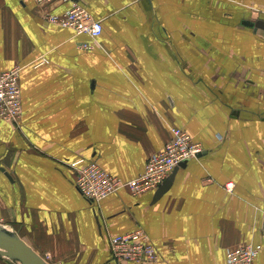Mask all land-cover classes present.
Segmentation results:
<instances>
[{"label":"crops","instance_id":"0c3cea01","mask_svg":"<svg viewBox=\"0 0 264 264\" xmlns=\"http://www.w3.org/2000/svg\"><path fill=\"white\" fill-rule=\"evenodd\" d=\"M72 3L102 24L94 48L45 23ZM256 22L264 0H0V73L20 68L22 107L16 128L0 121V224L48 264H225L245 244L261 247L253 264H264ZM171 127L204 155L181 165L159 198L122 189L91 203L73 185L74 162L136 178ZM136 230L156 262L111 257L109 238Z\"/></svg>","mask_w":264,"mask_h":264},{"label":"built area","instance_id":"2783aa9c","mask_svg":"<svg viewBox=\"0 0 264 264\" xmlns=\"http://www.w3.org/2000/svg\"><path fill=\"white\" fill-rule=\"evenodd\" d=\"M33 1L38 5L53 0ZM44 20L49 25L89 37L92 43L81 45L85 50L94 48L102 33L101 22L93 19L91 14L77 3H72L70 9L61 15H45ZM19 73L18 66L0 73V121L8 122L15 128L19 125L22 114ZM201 151V146L194 143L184 130L171 127L168 142L160 151L148 157L143 173L136 178L126 182L109 174L95 162L82 166H79L81 162H74L70 164L75 177L73 185L91 203H97L122 189L133 195H141L155 191L175 167L197 158ZM145 236L142 230L111 236L108 241L111 257L116 262H156L157 252ZM260 250L259 245L253 244L229 249L225 253V264H253Z\"/></svg>","mask_w":264,"mask_h":264},{"label":"water","instance_id":"95a60500","mask_svg":"<svg viewBox=\"0 0 264 264\" xmlns=\"http://www.w3.org/2000/svg\"><path fill=\"white\" fill-rule=\"evenodd\" d=\"M75 1V0H74ZM248 26L262 27V22L250 23ZM204 155L200 153L198 156ZM181 167H175L171 174L155 190V198H159L170 187L176 170ZM0 257L6 259L12 264H48L40 255H38L19 235L0 224Z\"/></svg>","mask_w":264,"mask_h":264},{"label":"rangeland","instance_id":"374dc122","mask_svg":"<svg viewBox=\"0 0 264 264\" xmlns=\"http://www.w3.org/2000/svg\"><path fill=\"white\" fill-rule=\"evenodd\" d=\"M242 9H246V8H242ZM251 29H254V28H252V27H250ZM46 258L44 259V257H43V259L46 261V262H48L47 260H49V256H45Z\"/></svg>","mask_w":264,"mask_h":264}]
</instances>
